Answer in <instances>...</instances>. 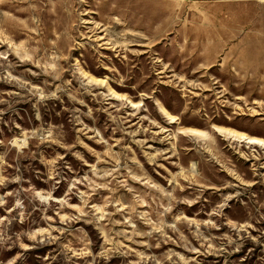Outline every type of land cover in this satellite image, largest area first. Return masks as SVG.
<instances>
[{"label":"rangeland","instance_id":"obj_1","mask_svg":"<svg viewBox=\"0 0 264 264\" xmlns=\"http://www.w3.org/2000/svg\"><path fill=\"white\" fill-rule=\"evenodd\" d=\"M209 1L0 0V264H264V89Z\"/></svg>","mask_w":264,"mask_h":264},{"label":"crops","instance_id":"obj_2","mask_svg":"<svg viewBox=\"0 0 264 264\" xmlns=\"http://www.w3.org/2000/svg\"><path fill=\"white\" fill-rule=\"evenodd\" d=\"M205 7L216 13V36L203 42L211 58L224 59L225 90L264 89V0H212Z\"/></svg>","mask_w":264,"mask_h":264}]
</instances>
